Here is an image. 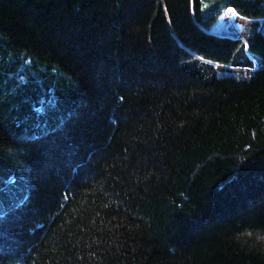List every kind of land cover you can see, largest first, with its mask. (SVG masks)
<instances>
[{
	"label": "trees",
	"instance_id": "trees-1",
	"mask_svg": "<svg viewBox=\"0 0 264 264\" xmlns=\"http://www.w3.org/2000/svg\"><path fill=\"white\" fill-rule=\"evenodd\" d=\"M234 2L264 10L201 21ZM127 9L0 0V264H264V32L251 81L161 88L128 81Z\"/></svg>",
	"mask_w": 264,
	"mask_h": 264
},
{
	"label": "rangeland",
	"instance_id": "rangeland-1",
	"mask_svg": "<svg viewBox=\"0 0 264 264\" xmlns=\"http://www.w3.org/2000/svg\"><path fill=\"white\" fill-rule=\"evenodd\" d=\"M163 6L169 22L162 31L156 27L164 25L159 20ZM124 25L129 82L161 88L226 78L249 82L262 66L250 52L256 33L264 32L260 3L234 2L203 23L199 0H128Z\"/></svg>",
	"mask_w": 264,
	"mask_h": 264
}]
</instances>
